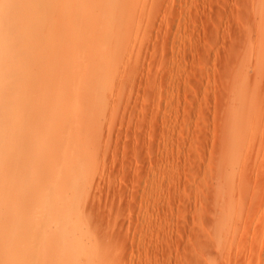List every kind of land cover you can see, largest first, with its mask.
Listing matches in <instances>:
<instances>
[{"label": "rangeland", "instance_id": "1", "mask_svg": "<svg viewBox=\"0 0 264 264\" xmlns=\"http://www.w3.org/2000/svg\"><path fill=\"white\" fill-rule=\"evenodd\" d=\"M0 5V264H264V0Z\"/></svg>", "mask_w": 264, "mask_h": 264}, {"label": "bare ground", "instance_id": "2", "mask_svg": "<svg viewBox=\"0 0 264 264\" xmlns=\"http://www.w3.org/2000/svg\"><path fill=\"white\" fill-rule=\"evenodd\" d=\"M1 6V5H0ZM3 19V18H2ZM9 19V18H8ZM7 21V20H6ZM1 22V21H0ZM8 23V22H7ZM5 24V23H4ZM3 25V24H2ZM4 26V25H3ZM9 33V32H8ZM10 35V34H9ZM8 38H10V37H8ZM13 39H14V37H13ZM5 39H3L2 41H4ZM7 40H9V39H7ZM6 40V41H7ZM8 42V41H7ZM11 42H12V40H11ZM5 46V45H4ZM10 46V45H9ZM1 49H3V42H1V40H0V51H1ZM2 67V66H1ZM4 67H5V65H4ZM5 71V70H4ZM7 71V70H6ZM17 72V71H16ZM4 73V72H3ZM19 74V73H18ZM4 75V74H3ZM59 75V74H58ZM8 91V90H7ZM2 95H4V94H2ZM5 97V96H4ZM9 99V98H8ZM10 102V101H9ZM2 103V102H1ZM16 106V105H15ZM2 107V106H1ZM4 107V106H3ZM14 107V106H13ZM6 108V107H5ZM10 108V107H9ZM16 109V108H15ZM8 110V109H7ZM7 110H6V113H7ZM2 112H3V110H2ZM2 112H0L1 114H2ZM15 112V111H14ZM5 113V112H4ZM6 113H5V116H6ZM10 114V113H9ZM1 117V116H0ZM8 118V117H7ZM5 119V118H4ZM1 120V119H0ZM3 121H5V120H3ZM1 123V122H0ZM3 124H6V123H3ZM7 125V124H6ZM1 126V125H0ZM5 128V127H4ZM1 136V135H0ZM1 140V139H0ZM8 146V145H7ZM9 148V147H8ZM1 151H2V149H1ZM18 155V154H17ZM19 156V155H18ZM1 159V158H0ZM5 161V160H4ZM0 164H1V160H0ZM3 166V165H2ZM1 167V166H0ZM17 167V166H16ZM23 169V168H22ZM1 170H3V169H1ZM21 170V169H20ZM1 172V171H0ZM21 173V172H20ZM2 175V174H1ZM11 175V174H10ZM20 177V176H19ZM7 179V178H6ZM6 184V183H5ZM45 219V218H44ZM48 220V219H47ZM46 221H44L43 223H45ZM42 224V223H41ZM40 227H42V226H40ZM45 227V226H44ZM56 239H57V237H56ZM45 241V240H44ZM49 241V240H48ZM52 241H56V240H52ZM46 242V241H45ZM49 243V242H48ZM48 243H46V245H49ZM49 247H50V245H49ZM45 248V247H44ZM47 248V247H46ZM51 248V247H50ZM61 248V247H60ZM59 248V249H60ZM58 250V249H57ZM64 250H66V249H62L60 252L59 251H56V252H59L58 254H59V256H57L56 255V257L55 258H52L51 259V262H50V264H67V259L66 258H63V256L61 257V255H63V254H61V252H63ZM41 254V253H40ZM69 254V253H68ZM30 255H32V253L30 254ZM45 255V254H44ZM64 255H66V254H64ZM33 257L35 258V264H45L43 261H45L44 260V258H42L43 259V261H42V259H40L41 258V256H39V254H37V253H34V255H33ZM32 257V258H33ZM43 257V256H42ZM71 257V256H70ZM69 257V258H70ZM31 258V257H30ZM33 258V259H34ZM67 261H66V260ZM49 260V259H48ZM71 260V259H70ZM33 261V260H32Z\"/></svg>", "mask_w": 264, "mask_h": 264}]
</instances>
